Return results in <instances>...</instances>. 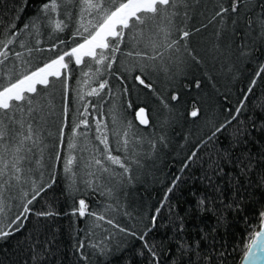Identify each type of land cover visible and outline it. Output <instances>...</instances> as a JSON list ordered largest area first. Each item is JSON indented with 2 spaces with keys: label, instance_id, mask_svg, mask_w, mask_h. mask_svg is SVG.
Segmentation results:
<instances>
[{
  "label": "trees",
  "instance_id": "1",
  "mask_svg": "<svg viewBox=\"0 0 264 264\" xmlns=\"http://www.w3.org/2000/svg\"><path fill=\"white\" fill-rule=\"evenodd\" d=\"M126 1L0 0V90L65 60L0 106V264H241L260 230L264 0L157 1L76 61Z\"/></svg>",
  "mask_w": 264,
  "mask_h": 264
},
{
  "label": "rangeland",
  "instance_id": "2",
  "mask_svg": "<svg viewBox=\"0 0 264 264\" xmlns=\"http://www.w3.org/2000/svg\"><path fill=\"white\" fill-rule=\"evenodd\" d=\"M157 1L164 0H127L107 18V20L97 29V31L91 37L71 49V53L74 59L80 62L85 55L94 54L95 50L98 47L104 46L106 44V39L108 36L116 33L119 26L126 24L130 17L136 15L140 10L152 9ZM64 67V55H60L47 64L29 73L17 82L1 89L0 106L8 104L12 98H19L24 91L33 90L36 84L46 82L51 75H59ZM0 206L1 209L3 208L5 210V208H7L8 210L11 207V203L8 200L5 201L0 195ZM5 213L7 214L6 210ZM2 217H4L3 212ZM255 236L253 237V239L255 238Z\"/></svg>",
  "mask_w": 264,
  "mask_h": 264
},
{
  "label": "bare ground",
  "instance_id": "3",
  "mask_svg": "<svg viewBox=\"0 0 264 264\" xmlns=\"http://www.w3.org/2000/svg\"><path fill=\"white\" fill-rule=\"evenodd\" d=\"M241 264H264V220Z\"/></svg>",
  "mask_w": 264,
  "mask_h": 264
},
{
  "label": "water",
  "instance_id": "4",
  "mask_svg": "<svg viewBox=\"0 0 264 264\" xmlns=\"http://www.w3.org/2000/svg\"><path fill=\"white\" fill-rule=\"evenodd\" d=\"M136 119L138 123L142 126H147L149 122L148 114H147V109L145 106H140L136 109Z\"/></svg>",
  "mask_w": 264,
  "mask_h": 264
}]
</instances>
